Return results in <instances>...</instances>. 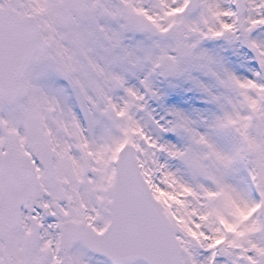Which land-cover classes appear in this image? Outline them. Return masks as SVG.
Here are the masks:
<instances>
[{"label":"snow or ice","instance_id":"obj_1","mask_svg":"<svg viewBox=\"0 0 264 264\" xmlns=\"http://www.w3.org/2000/svg\"><path fill=\"white\" fill-rule=\"evenodd\" d=\"M0 264H264V0H0Z\"/></svg>","mask_w":264,"mask_h":264}]
</instances>
